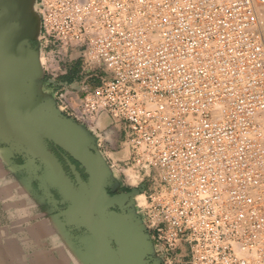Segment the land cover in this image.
I'll return each instance as SVG.
<instances>
[{"label": "built area", "instance_id": "built-area-1", "mask_svg": "<svg viewBox=\"0 0 264 264\" xmlns=\"http://www.w3.org/2000/svg\"><path fill=\"white\" fill-rule=\"evenodd\" d=\"M37 2L49 76L105 72L58 105L98 141L121 125L119 150L152 187L140 216L153 257L264 264V0Z\"/></svg>", "mask_w": 264, "mask_h": 264}, {"label": "water", "instance_id": "water-1", "mask_svg": "<svg viewBox=\"0 0 264 264\" xmlns=\"http://www.w3.org/2000/svg\"><path fill=\"white\" fill-rule=\"evenodd\" d=\"M42 53L37 0H0V151L7 162L13 157L23 162L13 166L15 172L29 168L41 171V177H36L39 188L68 233L71 226L84 229L86 243L93 245L95 262L162 264L153 257L144 221L133 209L134 197L143 192L144 186L107 193L111 169L96 147L98 137L65 116L52 98L38 92ZM50 145L60 151L73 180ZM70 159L78 164L86 180ZM49 188L66 204L64 211L58 209Z\"/></svg>", "mask_w": 264, "mask_h": 264}, {"label": "rangeland", "instance_id": "rangeland-1", "mask_svg": "<svg viewBox=\"0 0 264 264\" xmlns=\"http://www.w3.org/2000/svg\"><path fill=\"white\" fill-rule=\"evenodd\" d=\"M258 11L263 13L264 30V6H260ZM70 69V77L63 83L68 86L67 90L74 101H77L84 92L99 86L105 77V72L98 66L88 68L78 62L71 64ZM54 84V88L60 93L64 87L58 86V83ZM256 123L264 132V121L257 118ZM103 127L105 129L101 131V138L95 141V144L97 147V144L101 143L105 151H100L97 147L98 151L106 164L108 157L121 162L119 170H110L112 180L107 190L110 194H118L143 185L142 196L140 194L134 197L133 209L139 214L141 207L145 205V196L152 188L150 182L135 167L126 164V154L119 150L123 140L121 125L104 124ZM2 148L3 145H0V149ZM0 163L4 170L0 167L2 170H0V264H100L92 258L93 245L89 243L90 241L89 245L86 243L84 229L71 226L72 231L68 233L62 225V218L57 216L53 204L48 201L38 186L36 177H41V171L29 168L15 172L12 169L13 166L23 163L18 157H13L7 162L2 156ZM127 171L130 176H133L128 178ZM2 172L5 173L2 174ZM131 178L135 181L133 182ZM10 180H18L17 191L14 186H6V182ZM14 191L17 192V199L14 197ZM49 191L54 190L49 188ZM57 201V206L63 207L58 209L64 211L66 204L61 203L59 197ZM6 202L9 203L8 206L3 205Z\"/></svg>", "mask_w": 264, "mask_h": 264}, {"label": "crops", "instance_id": "crops-1", "mask_svg": "<svg viewBox=\"0 0 264 264\" xmlns=\"http://www.w3.org/2000/svg\"><path fill=\"white\" fill-rule=\"evenodd\" d=\"M36 0H31V2H35ZM263 14V13H262ZM264 31V30H263ZM41 61V70H42V77L41 79L39 80L41 83H42V86L39 87L38 89V92L41 96L43 97H49V98H52L54 103H55V106L58 107V90L54 88V83H58L59 85L58 86H63L64 88L62 89H67V85L64 84L63 82H66L67 79L70 77L69 74H65V75H61L59 76L57 79H52L50 76H49V73H45V67H44V54L42 53V58L40 59ZM43 64V65H42ZM61 90V89H60ZM59 90V91H60ZM262 116V117H261ZM258 120L260 121H264V116L263 114H260L257 116ZM87 129V128H86ZM88 130V129H87ZM89 131V130H88ZM3 156L2 152L0 151V156ZM1 156V157H2ZM16 182V183H15ZM11 184V185H10ZM17 184H18V180H10V182H6V186H11V187H15V190L17 191ZM5 186V187H6ZM15 192V191H14ZM11 196L13 197V195L11 194ZM14 197L17 199V192H15L14 194ZM15 199V200H16ZM3 204V203H2ZM3 205H6L8 206L9 203L6 202L4 203Z\"/></svg>", "mask_w": 264, "mask_h": 264}, {"label": "flooded vegetation", "instance_id": "flooded-vegetation-1", "mask_svg": "<svg viewBox=\"0 0 264 264\" xmlns=\"http://www.w3.org/2000/svg\"><path fill=\"white\" fill-rule=\"evenodd\" d=\"M70 70H71V69L69 68L67 74L70 73V72H69ZM49 147H50V150L54 153V155H55L56 158L58 159V161L60 162V164L62 165V167H63L65 173L68 175V177H69L71 180H73V179H74V178H73V175H72V173L70 172L69 168L66 166L64 160L62 159L60 151H58V150H57L55 147H53L52 145H50ZM70 161H71L72 164L75 165L76 170L79 172V174H80L82 180H86V176L83 174V171H82L81 169H79L78 164H77L76 162H74L73 160H71V159H70ZM51 192H52V194L54 195V197L56 198V200H58V196H57V194H56L54 191H51ZM125 192H128V191H125ZM107 193L110 194L109 190H107ZM110 195H113V194H110ZM58 207H60L61 209L63 208V207L60 206V205H58Z\"/></svg>", "mask_w": 264, "mask_h": 264}, {"label": "bare ground", "instance_id": "bare-ground-1", "mask_svg": "<svg viewBox=\"0 0 264 264\" xmlns=\"http://www.w3.org/2000/svg\"><path fill=\"white\" fill-rule=\"evenodd\" d=\"M1 156H2V155H1ZM1 156H0V157H1ZM0 164H1V163H0ZM0 167H1V166H0ZM1 168H2V167H1ZM0 170H1V169H0ZM2 170H3V168H2ZM2 170H1V171H2ZM1 171H0V172H1ZM3 171H4V170H3ZM127 172H128V171H127ZM4 173H5V172H4ZM4 173L2 172V174H4ZM126 174H127V173H126ZM128 174H129V177H128V178H130V177L133 176V175L130 176V173H129V172H128ZM131 179H133V178H131ZM131 179H130V181L132 182ZM134 181H135V180L133 179V182H134ZM15 183H16V182H15ZM10 185H11V184H10ZM18 188H19V187H18ZM139 195H140V194H139ZM139 195H137V196H139ZM137 196H135V197H137ZM140 196H142V194H141ZM52 222H53V221H52ZM57 224H58V223H57ZM45 228H47V227H45ZM45 228H44V229H45ZM42 229H43V228H42ZM44 229H43V230H44ZM45 230H46V229H45ZM57 231H58V230H57ZM56 237H57V236H56ZM7 251H8V249H7ZM8 252H9V251H8ZM8 252H6V253H8ZM31 254H32V253H31ZM71 256H72V255H71ZM71 260H72V259H71ZM50 263H51V262H50Z\"/></svg>", "mask_w": 264, "mask_h": 264}]
</instances>
